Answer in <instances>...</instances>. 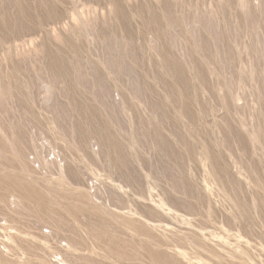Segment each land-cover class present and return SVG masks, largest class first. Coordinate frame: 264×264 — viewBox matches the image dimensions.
Returning a JSON list of instances; mask_svg holds the SVG:
<instances>
[{"label":"rangeland","instance_id":"374dc122","mask_svg":"<svg viewBox=\"0 0 264 264\" xmlns=\"http://www.w3.org/2000/svg\"><path fill=\"white\" fill-rule=\"evenodd\" d=\"M0 264H264V0H0Z\"/></svg>","mask_w":264,"mask_h":264},{"label":"built area","instance_id":"2783aa9c","mask_svg":"<svg viewBox=\"0 0 264 264\" xmlns=\"http://www.w3.org/2000/svg\"><path fill=\"white\" fill-rule=\"evenodd\" d=\"M37 165V164H36Z\"/></svg>","mask_w":264,"mask_h":264}]
</instances>
